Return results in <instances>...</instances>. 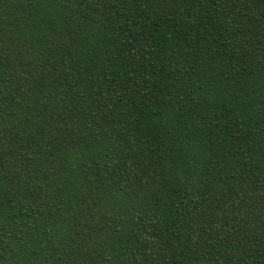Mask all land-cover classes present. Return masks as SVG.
Instances as JSON below:
<instances>
[{
    "label": "trees",
    "instance_id": "trees-1",
    "mask_svg": "<svg viewBox=\"0 0 264 264\" xmlns=\"http://www.w3.org/2000/svg\"><path fill=\"white\" fill-rule=\"evenodd\" d=\"M0 264H264V0H0Z\"/></svg>",
    "mask_w": 264,
    "mask_h": 264
}]
</instances>
